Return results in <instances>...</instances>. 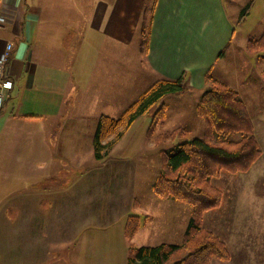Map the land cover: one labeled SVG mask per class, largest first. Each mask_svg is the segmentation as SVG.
<instances>
[{
	"label": "crops",
	"instance_id": "crops-1",
	"mask_svg": "<svg viewBox=\"0 0 264 264\" xmlns=\"http://www.w3.org/2000/svg\"><path fill=\"white\" fill-rule=\"evenodd\" d=\"M226 3L0 0L5 18L0 55L13 46L4 69L9 87L0 115L8 102L12 106L2 114L6 122L1 126L26 133L24 144H15V160L0 161V264L127 260L135 235L129 239L124 225L135 214L125 217L124 201L117 200L124 184L105 187L116 180L100 176L109 157L91 160L95 120L135 101L160 79L183 77L190 87L187 93L168 95L176 96V105L162 103L167 119L181 115L184 100L200 97L208 77L234 89L250 114L262 155L249 171L233 176L264 177V53L246 49L249 39L264 32L235 42ZM219 62H226L230 77L218 69ZM5 167L11 175H4ZM83 170L97 175H83ZM109 202L120 211L107 213L103 205ZM144 218L153 220L149 214ZM260 263L258 257L252 260Z\"/></svg>",
	"mask_w": 264,
	"mask_h": 264
},
{
	"label": "trees",
	"instance_id": "trees-1",
	"mask_svg": "<svg viewBox=\"0 0 264 264\" xmlns=\"http://www.w3.org/2000/svg\"><path fill=\"white\" fill-rule=\"evenodd\" d=\"M253 0L240 11L239 20L249 14ZM250 54L264 53V36L249 39L246 46ZM209 86L200 95L196 113L203 121V136L182 139L170 150H162V166L153 185L155 195L163 200L184 203L192 209L182 244L157 246H131L126 264H211L213 260L228 261L226 243L212 231L203 227L207 211L218 208L223 192L213 185L222 174L246 173L262 155L254 135L250 114L238 93L226 83L208 77ZM190 91L183 77L160 79L143 92L118 118L101 115L93 136V152L97 161L108 156L110 150L125 132L158 102L171 94ZM167 120L164 104L155 112L150 131ZM188 129L176 128L158 137L174 139L188 135ZM112 140L107 141L110 137ZM141 220L131 216L126 223V235L133 238Z\"/></svg>",
	"mask_w": 264,
	"mask_h": 264
},
{
	"label": "rangeland",
	"instance_id": "rangeland-1",
	"mask_svg": "<svg viewBox=\"0 0 264 264\" xmlns=\"http://www.w3.org/2000/svg\"><path fill=\"white\" fill-rule=\"evenodd\" d=\"M251 1L237 0L236 4L232 3V0H227V11L235 25V42L240 41L239 37L246 38L258 32H264V0H253L247 17L242 21L239 20L240 11ZM232 47L234 48L235 45L233 44ZM254 62L255 60L252 62L251 68L253 69L251 71L253 78ZM217 67L223 70L224 77H230L227 74L228 65L226 62H219ZM174 97L176 96L172 95L162 99L149 113L140 117L125 132L122 139L108 153L110 160L108 166L100 172V176L116 178L112 182L104 183L106 188L125 185L123 195L116 194L117 200L123 199L122 201H124L122 203L124 216L126 217L131 212V214H135H130L131 216L138 217L140 215L141 217L140 227L131 244L133 247L157 246L163 243L182 244L191 217L192 209L189 205L171 199H160L152 190V185L162 166L161 151L170 150L182 139L192 140L203 136V121L195 110L199 98L197 96L184 100V103L179 105L183 108L181 115L172 114L163 125L155 127L151 133L150 125L155 112L162 103H170ZM133 102L130 99L127 103L117 105L115 109L108 111L109 113H101L100 115L118 118ZM172 104L176 105L177 100H173ZM8 105L9 102L7 107ZM2 114L0 115V161L7 162L15 160V144L23 145L24 140H26V133L15 131L6 123L2 127L1 124L6 122L3 120ZM97 120H95V124H97ZM177 127L188 129V135L158 140L160 135ZM112 139L111 136L107 141ZM91 160H96L94 155H92ZM3 171L4 175H11L12 169L5 167ZM82 173L83 175H97L89 174L85 170ZM121 177L125 178L124 183L117 180ZM212 182L214 186L222 190L224 200L223 205L221 204L218 208L204 214L203 227L212 231L227 245L230 259L220 262L225 264L227 262L229 264H252V260L258 257L261 261L260 264H262L264 262V177L258 175L256 178H250L243 175L237 177L222 174L220 178L214 179ZM250 182L252 185H249ZM237 193L238 196H236ZM129 200L132 203L131 206L126 202ZM232 205L235 206L232 207ZM103 208L107 210V213H110L112 209L120 211L119 207L110 202L103 205ZM146 214L153 216L151 222L144 221ZM126 226L124 225L125 229ZM119 251L120 248L118 254ZM114 264H126V261L122 260L121 263L116 261Z\"/></svg>",
	"mask_w": 264,
	"mask_h": 264
},
{
	"label": "built area",
	"instance_id": "built-area-1",
	"mask_svg": "<svg viewBox=\"0 0 264 264\" xmlns=\"http://www.w3.org/2000/svg\"><path fill=\"white\" fill-rule=\"evenodd\" d=\"M5 23V18L0 16V24ZM13 49L12 44H8L6 51L0 55V109L5 102L4 89L9 87L8 83L4 82V69L5 65L10 58V53Z\"/></svg>",
	"mask_w": 264,
	"mask_h": 264
}]
</instances>
